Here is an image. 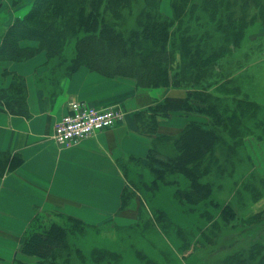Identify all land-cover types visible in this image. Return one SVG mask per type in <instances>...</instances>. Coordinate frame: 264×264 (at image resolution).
Listing matches in <instances>:
<instances>
[{
    "label": "trees",
    "instance_id": "trees-1",
    "mask_svg": "<svg viewBox=\"0 0 264 264\" xmlns=\"http://www.w3.org/2000/svg\"><path fill=\"white\" fill-rule=\"evenodd\" d=\"M191 1L173 0L171 17L161 12L162 0H34L28 13L18 17L0 34V60L25 61L38 51L46 52L47 61L44 68L37 70L35 81L47 94L59 93L66 78L81 66H87L108 76L133 77L139 87L187 88L184 97H166L136 114L139 128L145 132L157 133L160 118L169 117L174 111L209 118L208 122L191 120L177 135H158L146 157L133 156L123 163L127 184L121 208L135 207L139 214H151L146 222L140 218L135 231L149 247L131 244L137 246L134 254L138 261L133 255L134 259L126 257L122 249H88L80 245L79 233L97 225L61 211H39L22 236L15 264H140L142 258L155 264L161 258L170 260L176 255L188 260V256L196 255L195 251L187 254L193 246L210 248L211 235L215 239L217 233L221 236L219 232L224 227L229 233V243L218 242L216 251L226 246L229 250L219 264H248L250 257L244 256L248 248L244 238L248 232H242L258 223L250 219L251 225L238 232L245 236L236 237L237 233L232 230L238 224L233 221L242 214L231 197L223 199L221 194L223 183L227 181L225 166L229 164L231 170H235L241 161L237 157L245 138L256 134L250 124L244 126V119L254 118L255 126L264 124V118L259 116L263 107L257 99L236 91L229 97L235 103L234 107L230 106L221 96L229 94L226 85L218 87L216 93L211 92L209 88L218 77H209L207 71L219 53L207 52L201 44L195 43L189 33L190 26H184L189 36L180 28L171 31L174 20L184 21L183 10ZM201 2L210 17L217 21V29L226 42L233 46L240 45L247 26L264 24V0ZM224 6L226 20L218 19L219 10ZM197 7L198 3H192L191 12ZM24 40L34 44L25 46ZM14 77L15 81L9 86L0 87V110L29 116L26 80L17 73ZM225 133L229 136L227 139ZM169 141L173 153L161 154L160 149H166L162 145ZM222 146L229 149L224 155L225 162L217 152ZM23 161L19 152L0 151V176L18 168ZM139 165L146 171L140 170ZM234 178L229 179L232 181L230 190L239 189L242 194L255 193V196L263 191L255 180L245 183L241 176ZM136 191L142 194L148 211H144L140 203L137 207L132 205ZM166 202H171L173 208L167 207ZM151 223L154 230L149 227ZM253 250L258 253V249ZM156 252L162 255L160 259L153 257Z\"/></svg>",
    "mask_w": 264,
    "mask_h": 264
},
{
    "label": "crops",
    "instance_id": "crops-1",
    "mask_svg": "<svg viewBox=\"0 0 264 264\" xmlns=\"http://www.w3.org/2000/svg\"><path fill=\"white\" fill-rule=\"evenodd\" d=\"M23 15L5 22L12 24ZM46 61L44 50L25 61L0 60V87L13 83L14 73L23 76L30 110L29 116L0 110V151L19 152L24 158L18 168L0 176V264H15L22 236L39 211H61L97 226L110 221L135 224L139 211L121 208L127 184L123 163L133 156L146 157L158 135H177L190 120H206L175 111L160 118L157 133L145 132L136 114L164 99L163 88H141L133 77L108 76L81 66L63 81L59 93L47 94L35 81ZM178 93L183 92L170 96ZM73 100L119 108L123 118L112 128L62 146L54 139L55 125Z\"/></svg>",
    "mask_w": 264,
    "mask_h": 264
},
{
    "label": "rangeland",
    "instance_id": "rangeland-1",
    "mask_svg": "<svg viewBox=\"0 0 264 264\" xmlns=\"http://www.w3.org/2000/svg\"><path fill=\"white\" fill-rule=\"evenodd\" d=\"M0 1V34L4 32L9 25H11V23L8 24L5 22L10 16L15 17L17 15L27 14L34 2V0ZM3 1L4 5L2 7ZM192 3H198V7L194 12H191L190 10ZM191 4L185 6V9L183 10L184 21L180 23L178 20H174V24H171V31L173 32V30L180 28L185 35L189 36L185 33L186 31L184 26H190L189 33L194 36V39L196 40L194 41L195 43L201 44L202 48L207 52L217 51L219 53L218 59L212 61L213 64L207 71L209 77H218L217 79H214V84H212L209 88L211 92L216 93L218 87H225L226 85V90L229 94H221V96L225 99V102L228 101L232 107H234L235 103H233L234 100L229 97L232 96L234 91L240 93L239 95L242 96L249 95L261 103L260 105L263 108L261 109L259 116L264 118V24L256 23L247 26L245 34L240 41V45L236 47L231 45L229 42H226L223 33L217 29V21L210 17V14L202 6L201 0H192ZM160 9L163 14L173 17V0H162ZM226 11V7H222L219 10L218 19L223 17V19L226 20ZM222 46H226L227 49ZM179 59L180 55L178 54L177 60ZM219 76H221V78ZM224 79L226 81H223ZM160 88H163L166 92L164 99H166V97H170V94L177 93V91H181L183 93H178L180 95L174 97H184L188 92L187 88L175 85L160 86ZM148 89L150 88L148 87ZM217 99L219 100L220 98L218 97ZM195 120L201 121V119ZM205 121L208 122L209 118L207 117V120ZM254 123V118L244 119V126L248 127L246 124H250L253 128H255L256 134H251L245 138V143L240 149L237 157L240 158L241 161L239 164L237 163L235 170H231V166L229 164L225 166L224 174L227 175V181L223 183V194H221V198L223 199H229L231 197L234 200V203H236L235 206L239 210V213L242 214V217H237L233 221L238 225L232 230V232L237 233L236 237L240 238L245 236L243 234L248 232L244 238V240L246 239L248 247L244 256L246 258L250 257L248 264H258L261 261L262 254L264 252V248L262 246L264 245V124L255 126ZM188 124H186V126ZM227 137L229 136L225 133V138L227 139ZM162 146H165L166 149L162 147L163 151L160 149L161 154L163 153L166 155L173 153L171 141H169L168 144L167 142L164 143ZM228 150L229 149L224 148V146L217 149L218 156L223 162H225L224 155L228 152ZM130 164L132 165V162H130ZM137 167H139L140 170L142 169V165ZM142 170L146 171L145 168ZM228 175L235 177L234 179H240L241 176L245 183L255 180L263 187V191L257 193L256 197L254 195L255 193L250 194L245 192V194H242L240 191L238 192L239 189L231 188L230 190L229 187L231 186L232 181L229 179H232L233 177H229ZM213 178L214 176L212 179ZM206 179H208V177ZM142 198V194L136 191V198L133 200L136 205H132L137 207L140 203L145 207L143 208L144 211H148L146 209L147 205ZM166 205L167 207L173 208V206H171V202H166ZM140 215L141 220L143 219V221L146 222L151 214L147 212L145 214L141 213ZM250 219L253 223L258 224L244 230L242 232L243 234L238 233L240 228L251 225V222L249 221ZM139 221H137L135 225L131 224L129 227L128 225H126V227L125 225L117 227L116 225L118 223L115 222L105 224L101 228L97 226L86 227L83 232L79 233L80 235L77 240L80 245L84 244V247L88 249H93V247H105L113 250L116 248L122 249L126 251V257L129 256L130 259H134V256L138 261V256L134 254V250H136L137 246H133L131 244L137 243L140 247H149L145 240L136 235L135 231L137 230ZM153 226L152 223L149 224L150 229L154 230ZM250 229L253 230V235L249 232L251 231ZM219 233L221 236L217 233L216 239L214 235H211L213 237V242L210 248L203 245L193 246L191 251L187 254L195 251L194 253H196V255H185L188 256V260H183L180 255H176L170 260L161 258V260L156 261L155 264H219L221 262V258H223L229 250L227 249L229 247L226 246V249L219 250L218 252L216 251L218 242L222 241L229 243V233L226 232V228L224 227L223 231ZM203 238L206 237L203 236ZM244 247H246V245H244ZM173 249L176 250V247H173ZM253 249H258V253H255ZM231 250H234V248ZM151 251L155 250L152 249ZM153 255L156 259L157 257H162V255H159L157 252L153 253ZM140 264H149V262L142 258Z\"/></svg>",
    "mask_w": 264,
    "mask_h": 264
},
{
    "label": "built area",
    "instance_id": "built-area-1",
    "mask_svg": "<svg viewBox=\"0 0 264 264\" xmlns=\"http://www.w3.org/2000/svg\"><path fill=\"white\" fill-rule=\"evenodd\" d=\"M122 118L119 108H98L86 101L73 100L70 110L55 125L54 139L62 146L72 145L97 131L112 128Z\"/></svg>",
    "mask_w": 264,
    "mask_h": 264
}]
</instances>
